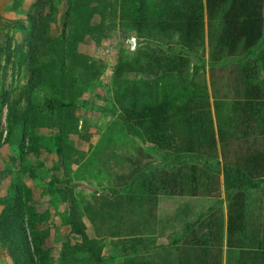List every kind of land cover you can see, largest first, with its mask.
I'll use <instances>...</instances> for the list:
<instances>
[{"label":"trees","instance_id":"16d2710c","mask_svg":"<svg viewBox=\"0 0 264 264\" xmlns=\"http://www.w3.org/2000/svg\"><path fill=\"white\" fill-rule=\"evenodd\" d=\"M25 1L12 0L9 16L0 15L5 30V36H0V57L5 58V66L13 61L19 70L23 63L30 66V76L18 98L8 93L0 98V149L5 144L16 146L22 170L30 154L40 156L37 137L41 127H56L58 153L64 162L71 160L75 150L67 140L77 131L73 120L77 101L101 79L106 68L103 62L84 57L69 61L66 37L51 33L57 21L52 0H34L33 14L20 18ZM121 1L139 31L155 15L172 16L182 25L177 56L145 55V62L125 61L115 76V95L124 107L122 126L134 135L142 134L173 165L140 181L127 205L161 196L219 201L223 189L227 198L225 213L218 202L220 206L205 225L185 228L174 244L175 253L167 252L161 259L150 253L139 255L144 251L138 249L148 248L147 241L134 239L123 245L134 256L122 264H264V222L251 211L249 197L264 186V84L259 76L260 69L264 73V0H163L165 5L159 11L149 0ZM106 12L100 1L93 5L92 0H75L73 5V13H82L79 26L92 37L96 33L89 29L91 21L99 17L103 22ZM103 27L101 23L100 30ZM17 32L26 38L23 44L11 47L6 40ZM206 46L212 101L206 88L189 80L186 73L190 56H197ZM225 59L235 63L216 70ZM221 81L227 83L231 94L227 105L217 90ZM46 89L52 91L51 97L38 111L36 96ZM3 103L8 105L6 132L2 128ZM224 110L226 119L216 125L212 112L218 116ZM111 130L101 138L103 150L98 161L86 166L77 163L76 179H82L81 173L86 178L92 176L95 167L110 176V165L115 162ZM28 138L31 143L27 147ZM59 193L70 202V239L62 247L63 264H107L104 243L87 233L75 197ZM30 197L28 189L12 183L0 243L13 264H51L45 236L28 225Z\"/></svg>","mask_w":264,"mask_h":264},{"label":"rangeland","instance_id":"374dc122","mask_svg":"<svg viewBox=\"0 0 264 264\" xmlns=\"http://www.w3.org/2000/svg\"><path fill=\"white\" fill-rule=\"evenodd\" d=\"M97 1L103 4L107 12L103 22L95 17L89 25V29L96 33L95 37L85 33L79 26L82 13H73L75 0H52L51 4L57 10V21L51 33L54 37H66L68 60L84 57L106 65L101 79L77 101L73 116L77 131L67 140V144L75 150L71 160L64 162L62 154L58 153L59 138L56 127L38 129L40 156L30 154L25 170L20 166L21 160L16 146L5 144L0 149V232L6 227L7 199L11 185L18 182L31 193L32 202L27 209L28 225L45 236V252L51 264H63L62 247L70 239V202L62 199L60 191L77 200L87 233L91 238L104 243L103 256L107 264H122L125 259L133 257L128 251L129 247L124 248L123 245L134 239L147 241L148 248L138 249L139 252L144 251L139 255L150 253L161 259L167 252L175 253L174 244L187 226L201 228V225H205L220 206L218 202L221 203L223 212L226 211L227 198L224 189L220 193L219 201L213 197L191 200L186 197L161 196L150 201L137 199L133 206L127 205L140 181L153 171L167 170L173 165L166 156L149 145L142 134L134 135L122 126L124 107L119 104L115 95V76L125 61L145 62V55L149 58L177 56L180 52L178 41L182 25L172 16L155 15L139 31L129 8L121 0H92V4L95 5ZM149 1L156 11L165 5L163 0ZM34 3V0H26L19 10V17L32 15ZM11 7L12 0H0V15L8 17ZM220 18L221 16L218 20ZM101 23L104 25L102 30ZM167 27H172L173 30H168ZM0 36H5L1 25ZM25 38L26 34L11 33L6 42L14 47L23 44ZM189 60L190 67L186 69L189 80L202 84L212 101L208 47L200 50L197 56L191 55ZM234 63V59H225L216 70H226ZM5 64V58L0 57V98L5 93L18 98L30 76V66L23 63L19 70L14 61L8 66ZM259 76L260 83L264 84L262 69L259 70ZM217 90L220 99L226 105L230 103L231 94L227 83L218 82ZM51 93V90L46 89L36 96L35 105L38 111L50 99ZM25 105L26 102H23L22 107ZM1 113L2 128L6 132L7 104H2ZM212 113L216 116V125L227 116L225 110L218 116ZM109 129H112L110 149L115 158V162L110 165V176L103 175L95 167L92 176L86 178L81 173L82 179H76L79 161L80 165L86 166L101 158L103 145L100 141ZM3 139H6V133ZM28 140L25 142L27 147L31 143L29 138ZM214 165L216 166L215 163ZM249 197L253 203L251 211L257 212L264 222V186L258 191L250 192ZM127 210L131 213L127 214ZM186 240L187 237L182 243ZM0 264H13L1 243Z\"/></svg>","mask_w":264,"mask_h":264},{"label":"built area","instance_id":"2783aa9c","mask_svg":"<svg viewBox=\"0 0 264 264\" xmlns=\"http://www.w3.org/2000/svg\"><path fill=\"white\" fill-rule=\"evenodd\" d=\"M133 44H134V40H133Z\"/></svg>","mask_w":264,"mask_h":264}]
</instances>
